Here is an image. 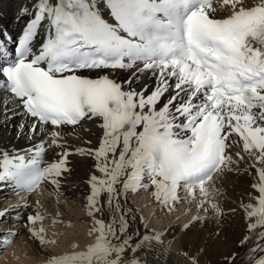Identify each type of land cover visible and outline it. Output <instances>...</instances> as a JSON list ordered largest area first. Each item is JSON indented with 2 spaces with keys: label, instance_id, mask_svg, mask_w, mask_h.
Wrapping results in <instances>:
<instances>
[{
  "label": "snow or ice",
  "instance_id": "1",
  "mask_svg": "<svg viewBox=\"0 0 264 264\" xmlns=\"http://www.w3.org/2000/svg\"><path fill=\"white\" fill-rule=\"evenodd\" d=\"M10 41L0 32L4 119L22 111L32 121L29 138L43 135L26 155L0 150V189L18 195L52 186L59 193L70 155L96 161L85 207L90 234L98 235L85 250L51 255L45 264L167 261V230L129 231L136 219L129 197L151 190L161 211L196 202L222 215L212 199L216 183L240 171L246 157L255 175L241 208L249 232L264 229V0H34L13 50ZM105 70L132 71L121 83ZM143 73L156 78L151 91L133 87ZM89 121L102 130L98 146L70 150L66 137ZM56 149L57 158L47 162ZM45 218L36 212L26 223L41 247L56 243L44 235ZM17 235L11 227L0 233V251ZM178 255L199 264L197 255ZM236 255L225 256L226 264ZM245 259L264 264V231Z\"/></svg>",
  "mask_w": 264,
  "mask_h": 264
},
{
  "label": "bare ground",
  "instance_id": "2",
  "mask_svg": "<svg viewBox=\"0 0 264 264\" xmlns=\"http://www.w3.org/2000/svg\"><path fill=\"white\" fill-rule=\"evenodd\" d=\"M33 2L34 0H0V32H7L12 39L17 36L21 24L32 14ZM22 9H28V13L23 14L21 12ZM43 36L44 32L40 30V36H38L35 41L36 46L40 44ZM9 43L10 42H7V47ZM105 71L110 73L112 79L123 83L130 78L132 70H116L115 72H111V70ZM86 74L92 76L96 75L95 72H86ZM156 83L155 77L151 76L149 73H143L140 75L139 80L133 84V87L139 90L144 85H147L149 91H151ZM125 87H127V85H125ZM3 96L4 94L0 92V99H2ZM4 121L3 107L0 105V150L10 154L19 153L26 155V150L38 144L43 135H34L33 138H29V130L32 121L31 118L24 116L22 111H18V114L12 115L11 119L7 120L8 124L5 125L7 128L3 126ZM9 127L11 129H9ZM85 128L88 129V131H85ZM101 135L102 130L98 127V123L89 121L83 128H77L72 135H68L66 139L69 141L70 150L80 147L95 148L98 146ZM85 141H91V144H86ZM56 151L60 150H49L45 157L47 162H52L57 158L55 155ZM95 163V160L87 156H80L77 154L70 155L68 165L70 171L64 174L61 180L59 193H57L52 186H49L47 188H42L46 190L48 198L46 195L44 196L41 194L42 189L21 198V200H19L20 204L24 205L25 202H27L29 208L19 207L13 214L9 213V215L0 219L5 220L7 218L6 221L8 223L3 225L5 226L4 229H2L3 226L0 228V233H6L10 227L14 230L15 223H17V227L20 225L16 231H19L18 237L21 241L26 243V254L30 253L35 254L36 257H41L44 262L43 264H45L49 256L57 255V252H52L47 244L41 247L30 238L28 228L33 227V225H28L26 227L27 217L28 215H35L36 212H40L45 215L47 219L53 220V218H56V220H62L63 218H61V216L65 211V207L63 206L68 198L75 199L77 203L85 209V205L87 204L86 197L90 191L87 181L90 175L96 172L94 168ZM249 164L250 161H248L246 157L245 161L239 165L240 171L228 172L221 181L216 183L224 190L226 195L223 196L224 194L218 193L212 198L219 203L222 215L214 213L211 209L208 212H204L198 209L196 202H194V211H198L196 212L198 213L197 217H199V219L192 220L190 223L186 224L189 225L188 228H184V222H181V224L172 223L162 228V231L167 230L164 239L166 241H172L171 248H174V252L170 249L167 261L161 256L156 264H188L186 260L178 255V253L182 251H186L190 255H197L199 264H225L224 257L238 251L237 245L239 241L242 240L245 235L249 236L245 214L241 208L242 202H248V193L252 191L251 184L253 183L255 175L254 170L249 167ZM246 168L248 171H245ZM249 172H252V175H249ZM96 174L99 175V173ZM238 180L240 181L239 184L237 183ZM9 192L11 195L10 190L0 189V201L3 200V197ZM62 195L66 196V199L60 200ZM150 197L151 201L156 203L151 190ZM49 199L58 204L56 208V211L59 212L58 217L56 211L52 213V211L48 210ZM37 200H39V205L37 204ZM61 202L64 203L63 206ZM1 204L0 202V206ZM127 206L133 209L129 201ZM132 215H135L136 219L132 222L129 231L138 230L141 234L148 231L140 227L141 222L137 214L133 212ZM213 215L214 217H212L213 219L211 220H202L204 216ZM101 218L106 221L109 219L107 215ZM84 220L88 222L90 228L93 227L91 217L84 218ZM182 229L184 230L182 231ZM263 230L264 229L261 228L253 230L254 240L257 239L258 233ZM46 239L48 238L46 237ZM149 259L155 260V257L149 256ZM38 264H41V262H38Z\"/></svg>",
  "mask_w": 264,
  "mask_h": 264
},
{
  "label": "rangeland",
  "instance_id": "3",
  "mask_svg": "<svg viewBox=\"0 0 264 264\" xmlns=\"http://www.w3.org/2000/svg\"><path fill=\"white\" fill-rule=\"evenodd\" d=\"M8 121L3 122V126L7 128L5 125H7ZM6 123V124H5ZM9 129H11L9 127ZM25 135V133H24ZM238 184L240 181L238 180ZM216 188L219 189V193H221L223 196L225 195L224 190L216 184ZM211 190V189H210ZM42 195H46L48 198V194L45 190L42 191ZM6 195H10V192ZM5 195V196H6ZM182 195L186 196V193H183ZM217 195V194H216ZM228 197V196H227ZM66 199V196L62 195L60 197V200ZM214 198V196L212 197ZM3 199L0 202L2 203L0 206V211L4 210L5 203L7 202V205L11 202L7 198L3 197ZM197 199H200L199 194H197ZM9 201V202H8ZM59 201V200H58ZM129 202L133 206L135 214H137L139 221L141 222V217L143 218V222L140 223V227L142 229L152 231L155 230L156 232L162 231V228L164 226L170 225V224H181V222H184V224L190 223L192 220H195L194 218L197 217L198 211H194V202L189 204L187 202L181 203L176 206L175 210L171 213H168L166 210L161 211L159 210L158 204L151 201L150 197V190L147 191H141L138 195H133L129 197ZM62 203V202H61ZM64 203H62L63 206ZM58 204H56L55 201H51L49 199V207L48 210L52 211L54 213L56 211V208ZM20 206H22L20 204ZM18 206V208L20 207ZM65 211L63 212V215L61 218L62 220L58 219L56 223L53 222V220L45 218L42 222V226L44 228V235L49 240H55V244H47L50 250L52 252H57V255L71 252V251H82L87 248L88 243L94 242L96 239V236L98 233H91L90 234V227L88 226V222L84 220V218H88L87 209L80 204L77 203V201L73 198H68L65 202ZM18 208L8 210V214H13L14 211H16ZM26 208H29L27 205ZM178 210V211H177ZM197 211V212H196ZM189 212V213H188ZM56 213H59L56 211ZM213 216H204L202 217V220L206 221L213 219ZM16 218V217H15ZM7 218L5 220H0V227L2 225L8 224ZM17 223L14 224V231L18 230V227L16 226ZM146 225V227H145ZM207 225V224H206ZM208 226V225H207ZM34 227L39 228L41 227V223L37 222ZM264 231V230H263ZM17 232V231H16ZM19 233V231H18ZM249 236L252 239L249 240L248 244L241 247L238 243V251L236 252V257L233 261V264H248L247 260L245 259V253L248 248L252 246V244L257 240H254L253 237V231L249 232ZM17 235L14 238V242L4 248L2 251H0V264H38V262H41L43 264V259L41 257H36L35 254H26L25 248L26 243L22 242L21 239ZM255 236V235H254ZM93 239V240H92ZM73 245H76L75 248H73ZM52 247V248H51ZM172 252H174V248H170ZM29 255V256H28ZM33 259V260H32ZM224 263L226 264L225 260Z\"/></svg>",
  "mask_w": 264,
  "mask_h": 264
}]
</instances>
